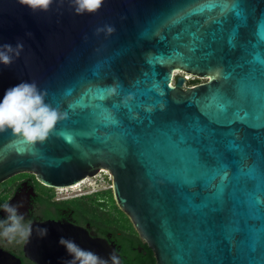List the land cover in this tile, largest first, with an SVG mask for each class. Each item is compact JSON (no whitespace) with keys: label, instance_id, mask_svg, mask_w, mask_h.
<instances>
[{"label":"water","instance_id":"obj_1","mask_svg":"<svg viewBox=\"0 0 264 264\" xmlns=\"http://www.w3.org/2000/svg\"><path fill=\"white\" fill-rule=\"evenodd\" d=\"M70 3L31 13L0 0V45L24 43L0 64V100L35 82L64 117L35 146L0 133V184L27 173L67 187L107 171L156 264H264V0H105L81 16ZM177 72L206 82L173 84ZM31 224L36 264L72 259L61 238L118 256L81 227Z\"/></svg>","mask_w":264,"mask_h":264},{"label":"flooded vegetation","instance_id":"obj_2","mask_svg":"<svg viewBox=\"0 0 264 264\" xmlns=\"http://www.w3.org/2000/svg\"><path fill=\"white\" fill-rule=\"evenodd\" d=\"M178 76L184 77L186 87L206 82L197 76L178 72L173 84ZM107 191H91L83 186L69 192L70 198L59 200L56 188L46 187L38 183L34 175L23 173L0 184V209L5 204L22 205L19 212L24 214L25 223L52 220L81 227L91 237L103 239L114 247L119 264H156L155 254L148 242L135 232L128 218L116 207L111 190ZM74 203L85 209L74 208ZM4 218L6 214L0 210V220ZM0 264L36 263L26 256L24 243H8L0 238Z\"/></svg>","mask_w":264,"mask_h":264},{"label":"clouds","instance_id":"obj_3","mask_svg":"<svg viewBox=\"0 0 264 264\" xmlns=\"http://www.w3.org/2000/svg\"><path fill=\"white\" fill-rule=\"evenodd\" d=\"M55 0H17V3L31 13H47ZM105 0H71L70 7L74 15L95 14L103 6ZM105 31L108 35L115 29L106 26L97 29V34ZM24 50V43L18 40L12 44L0 45V64L10 66L14 58H19ZM46 92L41 91L35 82H21L8 88L0 100V133L10 132L25 144L35 146L44 143L54 130L63 115L50 104L46 103ZM22 205L5 204L2 210L6 218L0 220V238L8 243H29L33 234L31 222L25 223L23 213L19 212ZM40 237L47 235L48 229L37 227ZM71 260L65 264H119V258L113 252L108 260L101 258L95 252L81 248L72 239L61 238L59 241Z\"/></svg>","mask_w":264,"mask_h":264},{"label":"built area","instance_id":"obj_4","mask_svg":"<svg viewBox=\"0 0 264 264\" xmlns=\"http://www.w3.org/2000/svg\"><path fill=\"white\" fill-rule=\"evenodd\" d=\"M185 78L187 79L189 77L188 76H185ZM98 176L92 178L91 180L97 178ZM107 178L109 179V181H111L110 176L108 174H107ZM84 182H86V183H84ZM89 182L88 181H85V180H82L81 182H79V183H77L75 185H72V186L58 187V188H56V194H57L56 196H57V198H59V200H66V199L70 198L68 196V193L69 192H71L73 190H78V189L82 188L83 186H85L86 184H88V186H91V184H89ZM109 188H111V186H109Z\"/></svg>","mask_w":264,"mask_h":264},{"label":"rangeland","instance_id":"obj_5","mask_svg":"<svg viewBox=\"0 0 264 264\" xmlns=\"http://www.w3.org/2000/svg\"><path fill=\"white\" fill-rule=\"evenodd\" d=\"M177 74H178V72H177ZM177 74H175V75H177ZM202 81H204V80H202ZM88 180L90 181L89 184H91V186H88V184H86L85 186L88 187L91 191L100 190V189L105 191V190L109 189V186H111V181H109V179L107 178V171H104L97 178H95L93 180H91V179H88Z\"/></svg>","mask_w":264,"mask_h":264},{"label":"trees","instance_id":"obj_6","mask_svg":"<svg viewBox=\"0 0 264 264\" xmlns=\"http://www.w3.org/2000/svg\"><path fill=\"white\" fill-rule=\"evenodd\" d=\"M107 192H110V189H108ZM58 207H60V206H58ZM73 207H74V208H79V209H81V210H84V209H85L83 206H81V205H79V204H77V203H74ZM115 251H116V250H115Z\"/></svg>","mask_w":264,"mask_h":264},{"label":"bare ground","instance_id":"obj_7","mask_svg":"<svg viewBox=\"0 0 264 264\" xmlns=\"http://www.w3.org/2000/svg\"><path fill=\"white\" fill-rule=\"evenodd\" d=\"M189 77V76H188ZM104 172V171H103ZM85 181H88L89 182V180L87 179V180H85ZM84 183H86V182H84Z\"/></svg>","mask_w":264,"mask_h":264},{"label":"snow or ice","instance_id":"obj_8","mask_svg":"<svg viewBox=\"0 0 264 264\" xmlns=\"http://www.w3.org/2000/svg\"><path fill=\"white\" fill-rule=\"evenodd\" d=\"M234 8L236 7V6H233ZM236 15V14H235ZM262 38H264V37H262Z\"/></svg>","mask_w":264,"mask_h":264}]
</instances>
